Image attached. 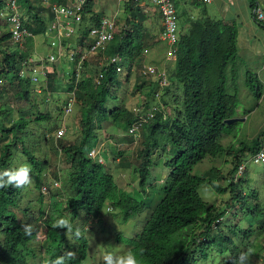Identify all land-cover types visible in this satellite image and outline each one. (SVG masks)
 <instances>
[{
	"label": "trees",
	"instance_id": "1",
	"mask_svg": "<svg viewBox=\"0 0 264 264\" xmlns=\"http://www.w3.org/2000/svg\"><path fill=\"white\" fill-rule=\"evenodd\" d=\"M19 1L22 16L23 5L31 11L30 15L33 18L27 16L24 19L23 16L24 25L31 29L34 35L38 27L39 30L44 31L48 17L40 14L43 7L39 0L36 4H32L30 0ZM123 4L127 16L125 23L129 24L130 21L134 23L132 26L130 23L131 29L121 27L117 30L106 48V54L118 52L122 55L121 71H116L113 66H106L101 68L102 77L99 83L95 84L92 76L83 75L74 84L75 74L72 68L66 74L65 80V74L62 72L60 78L56 67L59 61L50 64L46 88L42 93L49 91L52 94L61 91L69 94L73 91L75 103L79 106V133L73 141L60 143V147L54 151L56 155L62 154L66 162L64 185L67 194L62 198L63 201L52 197L49 207L53 211L64 212V217L72 224L80 217L82 209L85 211V218H98V221L101 220L100 214L106 207L120 209L124 219L139 213L146 199H138L134 196L137 189L135 193L128 190L137 187V184L142 186L141 190H144L147 177L151 173L155 147L159 146V141L165 142L162 149L167 154V158L163 159L167 177L161 189L162 195L155 201L140 232L130 237L119 235L117 240H122L129 246V250L137 252L140 264H199L200 262L232 264V260L241 252H249L253 244L250 240L246 244L237 243L234 237L238 236L236 235L238 231L245 237H250L256 232L255 238L258 236L264 238V209L259 204L262 190L252 185V189L248 191L250 199L246 200L248 196L244 186L246 168L238 178H234L238 165H245L241 157L249 155L251 158L260 148L264 150V127L248 142L239 141L237 148L231 146L224 149L219 142L222 134H232L231 127L225 123V120L235 117L239 105L237 84H232L231 90L228 85V68L232 67L231 63L237 56L238 34L235 21L222 17H209L206 14L192 18L185 14L180 21H183L182 26L187 24V27L179 31L178 40L174 43L176 58L168 60L172 61L171 64H167L168 66L166 64L158 66L164 68L169 81L165 93L171 88H175L176 91L179 85L181 86L179 97L181 105L174 106L173 115H169L163 108L164 105H168L167 101L157 106L154 103L150 104L146 99L157 92L158 82L155 81L149 90L145 86V100L135 112L121 102L110 104L109 101L117 99L115 90L120 86L122 79H128L132 67L143 55V50L151 47L146 41L147 31L142 27L144 20L142 7L134 2ZM257 4L256 0H249L250 8ZM176 12L178 16L177 9ZM99 16L92 10L91 0H88L83 21L86 24L91 23ZM257 21L264 28V23ZM5 23L8 25L6 19ZM18 56L19 52L11 39L10 31L2 33L0 80L1 77H10L6 82L8 85L6 90L15 88L17 98L29 103L32 83L17 72ZM151 62L157 64L158 60L153 59ZM85 65L87 73H90L91 63L85 62ZM10 72L12 75L8 76ZM246 74V86L259 98L261 82L257 77L252 81V78H249L250 74ZM1 92L0 96H2ZM154 106L156 107L154 116L147 119L145 111ZM139 114H142L146 120L140 126V131L145 132V137L138 150L140 160L138 164L131 165V161L127 159L130 154H124L120 149L111 150L118 157L121 156L120 159L118 158V167L131 168V172L136 177L133 184H124L122 187L117 184L109 162L106 161L107 164L104 160L99 162L96 158L89 157L88 152L91 148L99 147L97 144L101 139H98L97 135V129L100 128L97 122L108 121L127 130L129 125L138 119ZM54 118L49 112L42 111L30 117L29 110L24 109L23 106L13 113L8 104L0 103V171L17 168L13 164V159H22L35 172L31 177L33 186L30 184L23 188L9 186L0 189V264H30L29 259H35L36 253L43 255V264H48L49 260L63 255L66 251L76 253V259L70 264H82L86 256L88 240L83 232L81 237L76 239L64 229L53 228L51 223L53 217L50 216L41 223L44 237L38 241V231L41 230L37 221H40L39 217L43 214L42 205H38L34 224L29 218L28 207L20 206L23 201L30 202V199L26 198L28 194L26 192L30 189L39 192L38 201L42 203L43 191H46L43 185H46L44 182H48L42 177L43 170L48 168L52 170V165L56 167L58 161L54 160L50 163L47 158H40L36 152L30 150L26 128L29 122L50 121L51 124L56 125ZM51 128L50 125L48 129ZM157 132L158 137H156ZM61 136L56 135V137ZM40 137L44 142L49 140L45 132ZM95 141L97 143L94 144ZM222 152L231 153L234 163L225 186L222 187L214 182V179L220 175L219 169L213 168L200 175L192 172L196 163ZM106 154L101 149L100 155H105L107 158ZM55 181L58 184L57 180ZM204 183L219 193L227 190L228 197L223 201L222 210L216 211L213 205H209L200 197L198 188ZM236 202L242 212L245 210V215H250L249 224L245 228L240 229L232 221L230 225H221L224 212ZM19 210L22 211L23 217L18 215ZM23 224L32 226L30 234H25ZM73 228L75 229L74 226ZM34 242L36 243L32 246ZM260 244H263V241ZM255 254L256 251L250 253L249 264H254L253 259L257 256Z\"/></svg>",
	"mask_w": 264,
	"mask_h": 264
},
{
	"label": "rangeland",
	"instance_id": "2",
	"mask_svg": "<svg viewBox=\"0 0 264 264\" xmlns=\"http://www.w3.org/2000/svg\"><path fill=\"white\" fill-rule=\"evenodd\" d=\"M30 1L32 4H36L38 0ZM175 2L176 6H178L179 31L187 27V24L186 26H182L183 21H180L185 14H188V16L192 18H197L204 14L214 18L224 16L226 18H232L228 20L234 21L240 16L243 18L249 14L247 8L249 0H222V3H220L219 6L216 0H210L208 2L203 0H175ZM260 2H262L264 9V0H260ZM123 3V0H91V4H94L97 10H102L106 16H113L116 19L118 28L122 27L127 17L124 12ZM140 6L142 7V13L144 14L142 27L147 31L146 41H148L151 47L147 48V52H144L145 54L139 57L135 65L132 67L128 79H122L120 86L115 90L117 99L109 100L110 104L121 102L124 106L128 107V109L139 107L144 102L146 87L149 90V87L157 78L156 75H146L142 70V65L152 64L158 67L172 63V61H168L169 59L166 58V42L162 40L158 34L161 29V24L157 8L151 4ZM223 6L226 7L223 8ZM22 7L24 8L22 9L24 19L27 18V16L32 18L30 15L31 11L23 5ZM41 13L42 15L47 16L45 11L40 12V14ZM130 22L132 26L134 21ZM87 26H89V23H87ZM39 28L40 27H38V31L34 35L36 46H33L31 40L28 41L23 53L16 59V67L19 65V59L25 54H31L34 60H37L41 57H45L51 52L52 48L49 47L47 43L48 38L43 35L44 31H41V29L39 30ZM8 30L9 27L5 23V15L4 13H0V35ZM255 31H257L256 39L251 37L246 38V43H248L247 39L251 41V45L247 47V49L240 45L241 36L238 37L237 56L231 63L232 67L229 66L228 68L229 89H232V84H237L239 105L235 113V117L238 119L228 124L231 127L232 134H222L219 138V142L224 149L231 146L237 148L241 141L248 142L264 127V48H262V39H260V44L258 42V38H264V31L260 28ZM241 48L244 49V52ZM66 57L67 55L62 54L59 63H56L60 78L61 73L63 72V74H65V80L66 74H68L73 67V61H70ZM153 59L158 60V63H152L151 61ZM92 64H94V61ZM91 72H93V68H91ZM246 73L250 74L249 78H252V81L257 77L261 82V95L259 98L254 96L252 91L246 86ZM11 75L10 72L8 76ZM9 78L1 77L0 91H2V96H0V103L8 104L13 113H16V109L20 106H23L24 109L29 110L30 117H33L34 113H37L38 111L49 112L55 117L54 122L56 125H54V123L51 124L50 121L42 123L29 122L26 128L28 136L27 144L29 145L30 150L34 151V153L36 152L40 158H47L50 163L54 160H58L56 162V167L52 165V170L50 168L43 170L42 177L48 182H44L46 185H43L46 187V191H43L42 203H39L38 201L39 192L36 189H30L26 192L28 193L26 194V198L30 199V202L27 201L25 203V201H23L20 203L21 207H28L27 211L30 214L29 218L33 224L36 223L35 217L38 213V205H42L43 214L39 217L40 221H37L41 230V223H43L48 217H53L51 220L52 224L56 219L65 218L64 212L53 211L49 207L51 205L52 197H57V199L63 201L62 198L67 194V189L64 185L66 162L62 158V154L56 155L54 151L60 147V143L71 142L78 135L79 106L77 103H74L71 113L63 114L62 107L68 94L62 93L61 91H55L52 94L49 91H46V93L30 91L31 98L29 103H27L26 101L17 98L15 95V88H9L6 90V86H8L6 85V82ZM166 87L167 86L161 87L158 85L157 92L150 95L146 100L150 104L154 103L155 105H161L163 104V101H167L168 105H164L165 107L163 106L164 111L166 114L173 115L174 106L181 105V99L179 98L181 95V86L179 85V88L176 89V91L175 88H171L165 93ZM96 124L100 127L97 129V135L98 139H101L97 145L102 147L107 153V158L105 155L102 156V158L105 162H109L113 175L118 182L117 184L122 187H124V184H133L136 177L131 172V168L118 167V158L120 159L121 156L118 157L112 153L111 150L116 151L120 149L124 154H130L127 159L131 161L132 166H136L140 161L138 158V150L141 148V141L145 137V132L139 131L137 135L131 136L127 130L120 126H115L108 121L102 120ZM50 125L52 128L48 129ZM62 127H65L64 134L61 137H56L57 130ZM43 132L47 133V136L49 137L47 142H44L40 137ZM158 136L159 133L157 132L156 137ZM130 137H132V139ZM95 143L97 142L95 141L94 144ZM164 143L165 142L159 141V146L155 147V152L152 154L153 163L151 173L147 177V183L145 184L144 190H141L140 188L142 186H139L138 184L137 187H132L131 190H128L129 192L132 191L135 193V189H137L134 196L138 199H146V203L139 213L134 214L128 219H124L120 209H108V207H106L100 214L101 216L99 218L101 220L98 221V218H85V211L83 209L80 210V217H78L72 225L75 228H79L80 231L86 235L88 240L87 253L82 264H104L103 256L106 252H111L114 255H121L129 251V246L124 244L122 240L117 239L119 235L130 237L138 234L146 221L149 212L153 208L155 201L162 195L161 189L163 182L167 177V169L163 164V159L167 158L166 152L162 149ZM241 158H243L246 168L244 174V177L246 178V183H244L245 191L248 193L246 200L250 199L248 191L252 189L253 185L256 189L260 191L262 190L259 197V204L261 208L264 209V162L254 163L249 155ZM232 160L231 153L222 152L215 157H206L196 163L193 166L192 172L200 175L213 168L219 169L220 175L214 179V182L223 187L228 182L227 179L229 172L234 166ZM13 164L19 167L27 165V162H23L22 159H13ZM34 174L35 172L31 168V177H33ZM53 180H57L58 185H55L56 181L54 182ZM31 185L33 186V184ZM198 192L200 197L209 205H213L216 211L222 210L224 207L223 201L228 197L227 190L223 193H219L205 183L198 188ZM237 203L238 202L224 212L223 220L221 219V225H230V221H232L241 229L249 224L248 220L250 215H245V210L242 212V209ZM32 214L33 217H31ZM18 215L23 217L21 210L18 211ZM255 234L256 232L251 234L250 237H245L238 231L236 233L238 236L234 237V239L237 243L241 242L243 244H246L248 240H250L253 244H251V250L249 252L252 253L256 251L255 255H257L253 259L254 264H264V238L261 239L259 236L255 238ZM43 237V231H38L37 240L40 241ZM70 239L73 240V238ZM261 241H263V244H260ZM35 243L36 242H34L32 246H34ZM68 246L70 247V245ZM71 249H73V247H71ZM36 255L35 259H29L30 264H39L43 262V255L40 253H36ZM208 263L209 262H200L199 264Z\"/></svg>",
	"mask_w": 264,
	"mask_h": 264
},
{
	"label": "built area",
	"instance_id": "3",
	"mask_svg": "<svg viewBox=\"0 0 264 264\" xmlns=\"http://www.w3.org/2000/svg\"><path fill=\"white\" fill-rule=\"evenodd\" d=\"M88 0H63L61 2L52 0H39L48 19L43 35L48 38V46L52 48L51 52L45 57L34 60L31 54H25L19 59V65L16 67L17 72L23 77L28 78L32 83V92H42L46 88L47 73L50 70V64L60 61L62 54L67 55V59L73 61L72 70L75 74V82L84 75L92 76V81L97 84L102 77L101 68L113 66L116 71H121L123 57L120 53L115 52L106 54L108 43L113 39L114 33L121 27H117L116 19L113 16L100 15L98 19H94L89 26L83 21V13ZM210 1V0H203ZM124 3L134 2L138 5L151 4L155 6L160 15L161 29L159 31L160 38L166 42V58L173 60L176 58V50L174 43L179 37L178 16L176 12L175 0H123ZM0 13H4L8 23L11 39L16 44L19 55L23 53L29 40L34 41V33L22 21V13L20 11L19 0H0ZM252 12L256 18L264 21V12L260 5H254ZM131 23V22H130ZM130 23H123L122 27L129 28ZM71 45V46H70ZM147 52V49L143 50ZM94 61V64H92ZM85 62L91 63L94 72L87 73ZM142 70L146 75H156L155 81L161 87L168 86L165 70L158 68L152 64H143ZM76 102L73 91L69 92L66 102L63 104L64 114H69ZM157 106V105H156ZM140 107H133V111L137 112ZM155 106L145 111L148 118L154 116ZM146 118L138 115V119L132 122L127 128V132L135 136L140 131L141 123ZM65 127L59 128L56 132L57 136L63 135ZM98 148H91L88 156L96 158L99 162H103V158ZM251 160L254 163L264 161V150H257ZM244 164H239L234 172V178H238Z\"/></svg>",
	"mask_w": 264,
	"mask_h": 264
},
{
	"label": "clouds",
	"instance_id": "4",
	"mask_svg": "<svg viewBox=\"0 0 264 264\" xmlns=\"http://www.w3.org/2000/svg\"><path fill=\"white\" fill-rule=\"evenodd\" d=\"M252 8L253 7L250 8V11L254 16V18L264 23L263 20L256 18V16L252 12ZM30 173H31V167L28 165H22L17 168H8L0 171V189L7 188L9 186L15 188H23L25 186L30 185L32 183V178ZM55 185L58 184L55 182ZM31 227L32 226L29 224L22 225L25 234H30ZM52 227L57 229H64L70 236H73L76 239H79L82 235L80 229L79 228L74 229L72 223L67 218L56 219L52 224ZM141 254H142V250H141ZM75 259H76V253L74 251H66L63 255L56 256L55 259L49 260L48 264H70V262ZM249 260H250V252H241L235 259L232 260V264H249ZM103 261L104 264H140V260L138 259L137 252L132 250H129L127 253L121 255H114L111 252H106L103 256ZM39 264H43V262Z\"/></svg>",
	"mask_w": 264,
	"mask_h": 264
},
{
	"label": "crops",
	"instance_id": "5",
	"mask_svg": "<svg viewBox=\"0 0 264 264\" xmlns=\"http://www.w3.org/2000/svg\"><path fill=\"white\" fill-rule=\"evenodd\" d=\"M184 1H187V0H184ZM216 1L218 2V6H219L220 3H222L221 2L222 0H216ZM256 1L259 3V5L263 9L262 2H260V0H256ZM177 7L178 6H176V9H177ZM225 7L226 6H223V8H225ZM247 8L249 10V14L246 15L245 17H243V18L241 16L238 17L235 20V22H234V24L236 25L237 34H238L237 35V45H238V37L241 36L240 37V40H241L240 41V45L242 47L246 48V49H247V47H249L251 45V41H249L248 39H247L248 43H246V38L251 37V38H255L256 39V37H257L256 36L257 31H255V30H258V28H260V29H262L264 31L263 27L258 24V21L252 15V13L250 11L249 3L247 5ZM92 10L94 12L98 13V15H105L102 10H97V8L94 6V4H92ZM222 18H224V19H232V18H226L224 16H222ZM254 31H255V33H254ZM260 39H262V45H263L262 48H264V38H258L259 44H260ZM241 50L244 52V49L243 48H241ZM101 145H103V144H101ZM99 149L101 151L102 147H99ZM102 151H104V150L102 149Z\"/></svg>",
	"mask_w": 264,
	"mask_h": 264
},
{
	"label": "water",
	"instance_id": "6",
	"mask_svg": "<svg viewBox=\"0 0 264 264\" xmlns=\"http://www.w3.org/2000/svg\"><path fill=\"white\" fill-rule=\"evenodd\" d=\"M237 119H238L237 117H231V118L226 119L225 123L230 124V123L234 122Z\"/></svg>",
	"mask_w": 264,
	"mask_h": 264
},
{
	"label": "bare ground",
	"instance_id": "7",
	"mask_svg": "<svg viewBox=\"0 0 264 264\" xmlns=\"http://www.w3.org/2000/svg\"><path fill=\"white\" fill-rule=\"evenodd\" d=\"M180 34V33H179Z\"/></svg>",
	"mask_w": 264,
	"mask_h": 264
}]
</instances>
